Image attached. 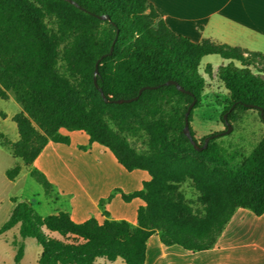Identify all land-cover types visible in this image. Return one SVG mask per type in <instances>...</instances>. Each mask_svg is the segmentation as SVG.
<instances>
[{
    "label": "trees",
    "instance_id": "1",
    "mask_svg": "<svg viewBox=\"0 0 264 264\" xmlns=\"http://www.w3.org/2000/svg\"><path fill=\"white\" fill-rule=\"evenodd\" d=\"M72 1L76 5L0 0V99L12 92L22 108L12 117L18 140L11 142L0 133V145L47 193L52 185L31 168L33 161L48 142L69 143L59 129L82 131L126 171L148 173L140 190L120 193L126 203L138 198L144 205L136 210V227L130 228L123 220L98 223L89 218L77 224L62 211L40 216L29 202L12 198L0 235L18 225L20 238H32L41 247L38 264H93L98 258L144 264L146 242L154 233L164 246L200 252L215 245L237 208L261 215L264 135L244 156L222 147L215 133L196 151L182 129L187 106L192 101V109L199 106L205 88L199 64L207 55L227 61L216 71L228 99L220 121L233 105L227 114L230 125L247 110H255L264 125V55L209 39L192 42L172 32L147 0ZM110 48L98 63L95 87V62ZM203 73L212 75L209 64ZM143 87L153 88L133 101L113 102L135 97ZM189 132L201 146L206 136L195 140L190 125ZM127 137L142 138L145 150L136 151ZM20 169L9 168L5 177L13 181ZM186 182L197 193L199 209L192 208L181 190ZM13 246V263L19 264L23 249Z\"/></svg>",
    "mask_w": 264,
    "mask_h": 264
},
{
    "label": "crops",
    "instance_id": "2",
    "mask_svg": "<svg viewBox=\"0 0 264 264\" xmlns=\"http://www.w3.org/2000/svg\"><path fill=\"white\" fill-rule=\"evenodd\" d=\"M147 1L172 32L192 42L209 39L264 55V0ZM226 63L221 62L219 66ZM216 71L212 69L213 76ZM210 89L213 91L212 87ZM11 100L15 102L13 108L16 110L8 114L0 110L3 120L9 118L12 121V117L22 111L13 93L8 92L4 101ZM5 107L0 105L1 109ZM9 131L11 142L17 141L15 124ZM58 132L68 137L69 143L48 142L31 165L45 175L56 193L54 200L58 202V208L53 214L66 212L77 224L95 218L98 223L123 220L130 228L136 227V210L144 203L138 198L126 203L120 193L140 190L142 183L150 178L148 173L141 169L126 171L107 148L96 142L90 143L82 131L61 128ZM0 133L8 135L4 130ZM202 137L204 135L199 139ZM3 149L10 154L0 145V150ZM2 171L5 176L6 169ZM26 173L29 176L28 169ZM100 201H103L102 206ZM15 227L18 235V225ZM144 264H264V212L255 216L247 209L237 208L215 245L200 252H189L176 245L164 246L154 233L146 242Z\"/></svg>",
    "mask_w": 264,
    "mask_h": 264
},
{
    "label": "rangeland",
    "instance_id": "3",
    "mask_svg": "<svg viewBox=\"0 0 264 264\" xmlns=\"http://www.w3.org/2000/svg\"><path fill=\"white\" fill-rule=\"evenodd\" d=\"M221 62L224 61L217 55H207L200 60L199 72L207 82V87L201 93L199 106L191 111L189 125L194 133L195 140H198L201 135L207 136L215 133L219 135L217 143L222 147L231 152L237 151L245 156L250 153L257 141L264 135V125L255 110H247L238 113L237 120L231 125V131L224 134L225 128L220 121V115L223 107L228 103L227 92L216 76L211 75L208 77L203 73L205 65L209 64L216 71ZM210 87L213 88V91ZM14 103L12 100L0 101L1 107L6 106V109L0 108V110L7 112V114L15 112ZM9 127L13 129L14 123L9 118L3 120V116L0 115V131L8 132V135L4 134V136L11 141L9 139L11 138ZM127 141L138 152H143L146 148L142 138L127 137ZM15 165H19L21 171L13 181L9 182L3 175L2 170H8ZM27 169L19 159L13 158L4 149L0 150V226L8 218L13 206V203L7 197L29 202L36 214L40 216L53 214L54 209L58 208V202L54 200L56 193L53 189L46 193L39 183L27 175ZM181 190L185 198L190 201L192 208L199 209L196 202L197 193L189 183L182 184ZM43 231L49 237L60 238L55 232ZM13 240H16V242H12ZM11 242L22 246L23 257L20 264H38L37 260L41 253V247L32 238H20L17 235V227L0 236V264H14L15 248L10 245ZM95 264L123 263L120 260L108 262L97 259Z\"/></svg>",
    "mask_w": 264,
    "mask_h": 264
},
{
    "label": "water",
    "instance_id": "4",
    "mask_svg": "<svg viewBox=\"0 0 264 264\" xmlns=\"http://www.w3.org/2000/svg\"><path fill=\"white\" fill-rule=\"evenodd\" d=\"M65 1H67V2H69V3H71V4H73V5H76L72 0H65ZM100 18L103 19V18H105V17L102 16V17H100ZM111 51H112V48H110V50H109V52H108L107 54H104V55L100 56L99 59H97V61L95 62V65H94V71H93V84H94L95 87H96V74H97V66H98V63H99V61H100L102 58H104V57H106L107 55H109V54L111 53ZM165 84H166V85H170V84H171V85H175L176 88H177L179 91H184L183 88H182L181 86H179V85H178L176 82H174V81H167V82H165ZM149 88H153V87H143V88L139 89V91H138V93H137V95H136L135 97H132V98H129V99H117V100H114L113 102H114V103H123V102H130V101H133V100H135V99L138 98V96L141 94V92H142L144 89H149ZM100 93H101V92H100ZM103 101H104V102H107V100L104 99V98H103ZM193 104H194V101H192V102L187 106L186 111H185V113H184V118H183V119H184V124H183L182 132H183V134L185 135V137L188 139V141H189V143L192 145V147H193L196 151H200V150H202L203 148L206 147L207 142L210 140L211 136H206V137L204 138L203 144H202L201 146H198V145L194 142V140H193V138H192V136H191V134H190V132H189V122H188V115H189V113H190V111H191V109H192V107H193ZM232 108H233V105L228 109V111H227L226 113H224V114L222 115V120H223V123H224V125H225V127H226V129H225V131H224V134L229 133V132L231 131V129H232V126H231V125L228 123V121H227V114L232 110ZM260 114H262V112H260Z\"/></svg>",
    "mask_w": 264,
    "mask_h": 264
}]
</instances>
